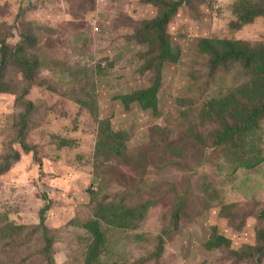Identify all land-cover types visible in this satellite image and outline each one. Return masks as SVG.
<instances>
[{
	"label": "rangeland",
	"instance_id": "374dc122",
	"mask_svg": "<svg viewBox=\"0 0 264 264\" xmlns=\"http://www.w3.org/2000/svg\"><path fill=\"white\" fill-rule=\"evenodd\" d=\"M235 1L186 4L170 21L181 56L165 63L158 115L138 102L126 108L118 98L155 79L152 68L144 70L150 46L140 36L144 21L158 14L152 2L0 0V59L3 43L16 46L27 31L37 39L26 42L28 53L45 63L29 95L39 105L30 139L45 173L35 152L19 144L21 159L0 175V264H48L51 258L55 264H84L92 244L84 225L109 202L123 213L142 204L150 210L124 227L101 221L107 232L102 264H264V160L240 167L264 157V120L235 151L216 146L213 122L203 117L211 100L237 92L248 73L231 60L211 69L200 39H264L263 17L232 29ZM64 62L70 65L67 80L54 66ZM92 98L96 105L85 104ZM19 109L14 94L0 93V160L10 150L8 127ZM96 113L126 133L124 156H98ZM52 133L71 144L58 146ZM247 150L251 156L243 154ZM48 201L53 243L47 252L46 236L35 227ZM18 225L27 227L20 231ZM216 227L230 247L206 246Z\"/></svg>",
	"mask_w": 264,
	"mask_h": 264
},
{
	"label": "trees",
	"instance_id": "16d2710c",
	"mask_svg": "<svg viewBox=\"0 0 264 264\" xmlns=\"http://www.w3.org/2000/svg\"><path fill=\"white\" fill-rule=\"evenodd\" d=\"M147 1L152 2L159 10L156 17L144 21L140 28L142 30L140 34L141 43L150 46V49L145 51L146 65L144 70L152 68L155 72V79L150 86L135 89L132 92L119 95L118 98L122 100L126 108H130L133 103L138 102L142 108L152 109L155 114L159 115L161 103L159 92L163 85L165 63L167 61H178L181 56V51L171 41L172 36L168 31L169 23L184 5H192L196 1L205 2L207 0ZM233 13L235 18L231 21V27L240 30L246 25L253 24L258 17L264 18V0H236L233 5ZM92 27L94 28V26ZM96 29H100V27ZM27 41L35 44L37 39L35 35L26 31L22 35V40L16 46L4 42L1 47L0 93L14 94L15 102L20 109L14 114L9 123L7 138L10 150L1 155L0 175L7 172L14 162L21 159L22 152L18 149L19 144L25 152H35L39 169L45 173L44 162L39 157L37 146L30 139L33 128L37 125L39 105L36 102L37 100L29 97L38 84V76L45 63L38 55L28 53ZM199 47L203 52L210 55L211 69L213 70L223 62L230 60L231 62H240L247 70V82L237 92L228 94L221 99L211 100L208 103L210 109L204 110L203 114V117L206 115V118L213 122L214 129L210 134L214 137L216 146H221L224 150L233 148L237 151L241 148V141L253 134L255 127L260 126L261 121L264 120V39L203 37L199 41ZM149 60L150 63L147 66ZM50 62L52 64L58 63L55 60ZM54 66L62 74L61 77L67 80L66 76H70L68 72L69 63L64 62ZM87 68V66H84L83 70H87ZM101 68L102 64H99L98 69L101 70ZM98 69L94 67L95 71ZM76 100L80 104H84L82 99L76 97ZM88 101L85 104H97L94 98ZM95 118L100 129V138L97 143L98 156H102L104 153L124 156L128 150L126 133L114 130L110 118H101L97 113ZM204 125L207 126L208 124L204 123ZM201 134L199 138L205 143L206 134ZM51 137L52 142L57 143L58 146H67L72 142V139L61 137L59 133H52ZM251 153L248 150L243 152L246 156H251ZM262 160H264V157L255 158L251 161L247 160L240 167L253 168ZM100 207L102 210L100 217L93 218L84 225L92 233V244L89 247L84 264H102V254L107 244V232L102 227V220L124 227L129 218V223L132 225L134 221L138 220L139 215L143 216L150 210L146 204H142L140 208L135 209V212L133 209H129L127 213L113 208L110 202L107 204L101 203ZM50 209L51 204L48 201L40 212V223L35 227V229H42L44 236H46L45 251L47 252L51 249L53 243L50 236H48L49 230L46 224ZM249 216L250 214L244 216V218ZM26 227L27 225H18L20 231ZM218 233L216 227L213 232L214 237L206 243V246L218 250L224 245L230 247V240ZM8 244L13 245L14 242L10 239ZM48 264H55L54 260L51 258Z\"/></svg>",
	"mask_w": 264,
	"mask_h": 264
}]
</instances>
